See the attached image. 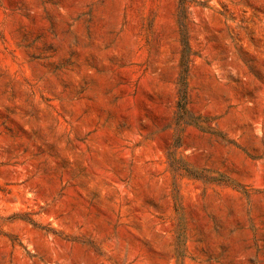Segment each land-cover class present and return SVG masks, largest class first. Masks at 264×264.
Returning a JSON list of instances; mask_svg holds the SVG:
<instances>
[{
	"label": "rangeland",
	"instance_id": "1",
	"mask_svg": "<svg viewBox=\"0 0 264 264\" xmlns=\"http://www.w3.org/2000/svg\"><path fill=\"white\" fill-rule=\"evenodd\" d=\"M0 264H264V0H0Z\"/></svg>",
	"mask_w": 264,
	"mask_h": 264
}]
</instances>
